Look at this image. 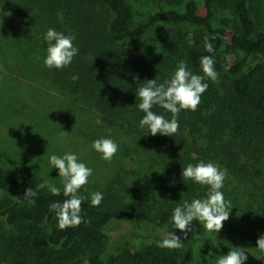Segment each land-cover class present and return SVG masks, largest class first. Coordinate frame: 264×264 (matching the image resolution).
<instances>
[{"label":"trees","instance_id":"obj_1","mask_svg":"<svg viewBox=\"0 0 264 264\" xmlns=\"http://www.w3.org/2000/svg\"><path fill=\"white\" fill-rule=\"evenodd\" d=\"M21 1L25 20L30 18L28 27L41 33L46 51L44 37L49 28L74 37L78 54L69 66L50 70L53 81L94 104L107 123L154 142L162 173L159 179L168 198L157 207L146 201L125 204L109 195L105 203L93 207L86 197L81 215L90 222L61 230L49 206L67 198L63 189L60 196L47 188L37 189L44 182L41 178L17 175L0 164V264H83L85 258L89 264H183V247H157L163 238L156 235L135 234L134 246L114 255L108 249V231L119 220L141 227H174V209L204 195L206 185L182 178L184 167L201 161L212 162L239 180L245 212L252 217L256 234L264 235V62L242 71L251 55H264V32L258 29L249 0H201L203 13L196 0H157L171 8L152 13L139 24L129 0ZM218 6L231 15L223 27L215 23ZM161 24L197 26L201 32L194 34L195 42H187L184 62L194 74L203 75L201 57L211 56L220 80L217 84L205 79L209 87L198 109L180 111L174 136H152L139 123L144 113L138 108V90L148 80L159 85L172 78L155 69L137 48ZM181 37L176 36L172 47L185 42ZM205 37L213 46L211 53L205 50ZM236 50L245 54L244 59L237 60ZM229 63L232 67L226 74ZM152 111L172 119L158 105ZM30 187L37 195L26 198L24 192ZM3 223L13 232L6 233ZM176 235L184 244L197 241L192 235ZM259 252L260 262L247 259L245 264H264V252Z\"/></svg>","mask_w":264,"mask_h":264},{"label":"rangeland","instance_id":"obj_2","mask_svg":"<svg viewBox=\"0 0 264 264\" xmlns=\"http://www.w3.org/2000/svg\"><path fill=\"white\" fill-rule=\"evenodd\" d=\"M129 1L134 7L135 24L152 13L171 8L157 0ZM196 1L203 13L204 3ZM21 4V0H0V164L20 176L35 175L61 190L64 188L62 178L49 158L74 153L79 162L93 170L80 195L91 199L92 193L100 192L103 194L101 203L112 195L125 204L146 201L157 207L163 205L168 194L159 179L162 173L156 161L154 142L122 126L107 123L94 104L53 81L51 69L44 64L47 51L40 42L42 35L28 27L30 18L25 20L26 12ZM249 4L258 29L264 32V0H249ZM230 20L228 9L218 6L216 25L223 27ZM196 31L201 32L197 26L161 24L143 37L137 48L151 60L155 69L172 77L179 63L184 62L187 42H195ZM178 35L186 40L172 47ZM236 55L238 61L245 57L237 50ZM260 62H264V55L253 54L242 71ZM231 67L229 63L226 74H230ZM101 138H110L119 146L110 163L92 148L93 142ZM239 184L234 176H226L221 191L230 216L218 233L209 232L199 221L192 222L193 230L188 235L196 237L197 241L184 244L183 264L203 261L216 264L221 256L236 248H243L251 262L262 260L256 245L260 235L252 217L245 212ZM209 191L206 186L201 200L207 199ZM2 226L6 233L13 232L6 224ZM171 231L181 233L174 227L164 228L158 224L141 227L119 220L108 231V249L118 255L134 246L135 234L164 238ZM214 247L219 251L215 252Z\"/></svg>","mask_w":264,"mask_h":264},{"label":"clouds","instance_id":"obj_3","mask_svg":"<svg viewBox=\"0 0 264 264\" xmlns=\"http://www.w3.org/2000/svg\"><path fill=\"white\" fill-rule=\"evenodd\" d=\"M48 44L47 55L44 64L47 68L63 69L69 66L73 58L78 54V48L73 44L74 37L65 35L55 29L49 28L45 37ZM205 40V50L213 52V46L208 37ZM203 75L194 74L188 69L185 62L181 61L175 70L172 78L164 83L157 84L154 79L148 80L147 84L138 90L140 103L139 110L144 113L140 120V127L147 128L152 136L157 134L174 136L178 132V115L181 110L196 111L201 103V96L208 89L205 79L219 83V73L215 70V61L211 56H203L200 60ZM159 106L172 114V119H166L152 111L153 106ZM62 133L67 134L62 131ZM92 148L102 154V159L111 162L118 151V144L110 138H101L93 142ZM49 163L59 170V177L62 178L63 195L67 197L62 202L57 201L49 207L54 211L58 226L61 230L78 227L81 223H88L81 215L82 204L86 197L80 195V190L89 182L93 170L78 161L74 153H65L62 157L52 155ZM227 170L221 169L212 162L201 161L196 165L189 164L183 168V180H192L197 184L206 185L210 191L207 199H194L191 203L185 201L182 206H177L172 215L174 229H178L185 238L193 230L192 222L199 221L209 232L218 233L223 228V223L229 219L230 211L226 207L224 194L221 189ZM37 189L47 188L55 196H60L61 191L55 184L44 181L36 186ZM26 198L35 197L37 191L27 188L24 192ZM103 200V194L94 192L91 194V205L98 207ZM30 202H34L31 201ZM157 247L178 250L184 243L181 237L173 231L165 234L164 238L156 242ZM257 248L264 252V235L256 241ZM248 256L243 248L230 250L226 255L221 256L216 264H245ZM259 259V258H258ZM83 264H89L85 258Z\"/></svg>","mask_w":264,"mask_h":264}]
</instances>
